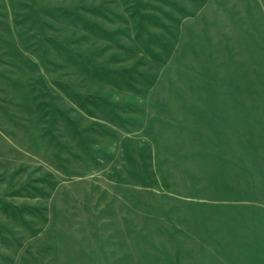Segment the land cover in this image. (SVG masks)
<instances>
[{"label": "rangeland", "instance_id": "rangeland-1", "mask_svg": "<svg viewBox=\"0 0 264 264\" xmlns=\"http://www.w3.org/2000/svg\"><path fill=\"white\" fill-rule=\"evenodd\" d=\"M0 264H264V0H0Z\"/></svg>", "mask_w": 264, "mask_h": 264}]
</instances>
